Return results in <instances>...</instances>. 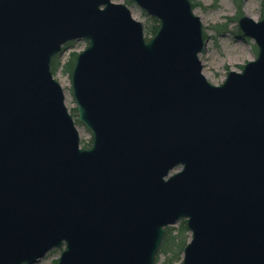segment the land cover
I'll return each instance as SVG.
<instances>
[{
    "label": "water",
    "instance_id": "obj_1",
    "mask_svg": "<svg viewBox=\"0 0 264 264\" xmlns=\"http://www.w3.org/2000/svg\"><path fill=\"white\" fill-rule=\"evenodd\" d=\"M0 0V264H154L185 218L182 264H264V16L256 58L221 84L191 0ZM72 68L81 146L53 58ZM178 170L173 172L175 168Z\"/></svg>",
    "mask_w": 264,
    "mask_h": 264
},
{
    "label": "rangeland",
    "instance_id": "obj_2",
    "mask_svg": "<svg viewBox=\"0 0 264 264\" xmlns=\"http://www.w3.org/2000/svg\"><path fill=\"white\" fill-rule=\"evenodd\" d=\"M113 1L128 4L133 12V16L144 22L145 34L147 37V26L153 24L151 21L152 16L131 0ZM191 1L195 12L202 18L203 32L205 39H207L205 48L200 54V58L204 65L203 73L212 83L221 84L230 71L242 70L247 62L257 57L259 51L257 43L252 37L244 35L240 29L238 20L245 14L253 17L257 21L262 19L264 16V0ZM148 37L150 38L151 36ZM88 43L89 42L86 40L70 42L63 49L62 53L58 54L52 62V71L55 78L61 82L65 90L66 104L78 125L81 136V146L85 148L92 145V133L77 120L78 111L72 92L71 73L77 54L86 48ZM240 49L245 50L244 55H242ZM178 169L179 167L175 168L174 171ZM182 221H185V219H180L175 224L165 228V236L154 264L165 263L167 255L161 252V249H163L162 245L166 247L169 246V242L166 241L169 231L172 230V234H177V229ZM188 234L189 241L191 237L190 231ZM63 249L64 246L61 248H53L31 264H58ZM169 255L168 258L171 257ZM180 262V260H176L174 264H180Z\"/></svg>",
    "mask_w": 264,
    "mask_h": 264
},
{
    "label": "trees",
    "instance_id": "obj_3",
    "mask_svg": "<svg viewBox=\"0 0 264 264\" xmlns=\"http://www.w3.org/2000/svg\"><path fill=\"white\" fill-rule=\"evenodd\" d=\"M151 21L153 22V24L147 26V38H149L148 36L155 35L160 26V21L157 18L151 17ZM177 231H178L177 234H172L173 232L172 230L169 231L166 238V241L169 242L168 247L162 245L164 250L161 249V252H164V254L167 255V259L165 260L164 264H174V261L176 260H180L182 262L183 251L188 242V237H189L188 234L189 229L187 227L186 221H182L180 223V226L178 227ZM168 255L171 257L168 258Z\"/></svg>",
    "mask_w": 264,
    "mask_h": 264
},
{
    "label": "bare ground",
    "instance_id": "obj_4",
    "mask_svg": "<svg viewBox=\"0 0 264 264\" xmlns=\"http://www.w3.org/2000/svg\"><path fill=\"white\" fill-rule=\"evenodd\" d=\"M81 41V40H80ZM240 52L242 53V55L245 54V50L244 49H240Z\"/></svg>",
    "mask_w": 264,
    "mask_h": 264
}]
</instances>
